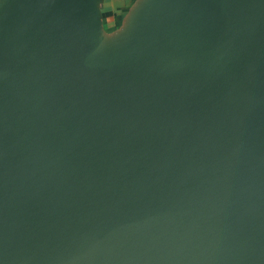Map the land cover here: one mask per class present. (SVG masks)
<instances>
[{
	"label": "water",
	"instance_id": "1",
	"mask_svg": "<svg viewBox=\"0 0 264 264\" xmlns=\"http://www.w3.org/2000/svg\"><path fill=\"white\" fill-rule=\"evenodd\" d=\"M0 264H264V0H161L116 53L81 0L14 5Z\"/></svg>",
	"mask_w": 264,
	"mask_h": 264
},
{
	"label": "crops",
	"instance_id": "2",
	"mask_svg": "<svg viewBox=\"0 0 264 264\" xmlns=\"http://www.w3.org/2000/svg\"><path fill=\"white\" fill-rule=\"evenodd\" d=\"M25 0H0V25ZM161 0H81L92 44L101 52L127 51Z\"/></svg>",
	"mask_w": 264,
	"mask_h": 264
}]
</instances>
